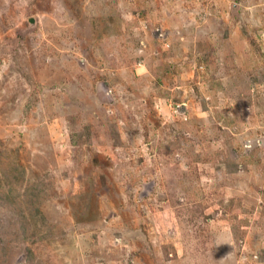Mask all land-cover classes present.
Here are the masks:
<instances>
[{"label":"rangeland","instance_id":"rangeland-1","mask_svg":"<svg viewBox=\"0 0 264 264\" xmlns=\"http://www.w3.org/2000/svg\"><path fill=\"white\" fill-rule=\"evenodd\" d=\"M0 160V264H264V0H0Z\"/></svg>","mask_w":264,"mask_h":264},{"label":"trees","instance_id":"trees-1","mask_svg":"<svg viewBox=\"0 0 264 264\" xmlns=\"http://www.w3.org/2000/svg\"><path fill=\"white\" fill-rule=\"evenodd\" d=\"M0 168L2 170V172H0V176H1L0 177V193H8V192H2V188H4L7 185H11L12 187L9 189V193H8V194H11V193H13V188L16 185H18L17 178L10 176L11 175L9 172L10 166L5 161L0 160ZM8 178L10 181H8V183H6L5 179H8ZM8 194H6V196H8ZM26 196H27V194H26ZM32 198H33V196L30 197V194H29L27 196L26 200L24 199L23 202H25V204H28V203H30V199H32ZM29 209H30V206H29Z\"/></svg>","mask_w":264,"mask_h":264}]
</instances>
